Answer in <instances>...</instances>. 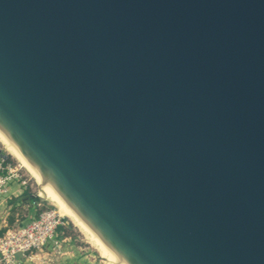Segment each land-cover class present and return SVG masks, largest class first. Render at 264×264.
Listing matches in <instances>:
<instances>
[{
	"label": "water",
	"instance_id": "water-1",
	"mask_svg": "<svg viewBox=\"0 0 264 264\" xmlns=\"http://www.w3.org/2000/svg\"><path fill=\"white\" fill-rule=\"evenodd\" d=\"M0 132L126 264H264V0H0Z\"/></svg>",
	"mask_w": 264,
	"mask_h": 264
},
{
	"label": "built area",
	"instance_id": "built-area-1",
	"mask_svg": "<svg viewBox=\"0 0 264 264\" xmlns=\"http://www.w3.org/2000/svg\"><path fill=\"white\" fill-rule=\"evenodd\" d=\"M16 183L21 188L22 194H13L7 200L2 201L6 216L13 207L17 205V199H21L26 191V180L18 173V169L9 168L7 159L0 158V197L8 193V185ZM34 208V206L32 207ZM37 212L35 219L26 225H20L16 221L15 227L7 228L6 219L0 224V264H45L49 261L50 254L56 252L61 255L62 240L58 243V227L65 224L63 217L59 216L54 210L40 209L35 206ZM0 213V215L2 214ZM50 244L54 246L48 247ZM57 248V251H56ZM47 249L48 251H45Z\"/></svg>",
	"mask_w": 264,
	"mask_h": 264
},
{
	"label": "rangeland",
	"instance_id": "rangeland-1",
	"mask_svg": "<svg viewBox=\"0 0 264 264\" xmlns=\"http://www.w3.org/2000/svg\"><path fill=\"white\" fill-rule=\"evenodd\" d=\"M1 146L2 145L0 143V148ZM1 149L2 152L8 156V167L18 169V173L21 174L27 181L25 184V190L31 195H37L38 187L35 184L34 180L26 173L23 168L19 166L18 162L14 160L8 152H6L3 148ZM15 193L16 195H19L22 194V191L18 184L12 182L8 185V193L0 197V213L5 211L2 201L7 200V198ZM16 202H18L17 205L11 209L8 216H6L5 213H2L0 215V224L3 219H6L7 228L15 227L16 221H18L19 224L22 223V225H26L27 223L35 219V206H37L40 211L43 209H50L54 210L56 213L59 212L57 208H55L52 204L41 197H39L38 200L34 202H30L29 200L21 201L20 198L17 199ZM33 206L34 208H32ZM63 218L68 224L64 229L62 235H60V233L58 234L60 236L59 238L66 239L60 246V252L65 256L58 255L56 252L51 253V251L45 249V251L50 252V254L52 255L49 257V261H46L45 264H81L82 262L86 263V260H82V258H85L86 256L88 259L94 260L95 264H105V261L101 259L98 250L86 241L83 234L73 226V224L67 217ZM58 243L60 242L58 241Z\"/></svg>",
	"mask_w": 264,
	"mask_h": 264
},
{
	"label": "bare ground",
	"instance_id": "bare-ground-1",
	"mask_svg": "<svg viewBox=\"0 0 264 264\" xmlns=\"http://www.w3.org/2000/svg\"><path fill=\"white\" fill-rule=\"evenodd\" d=\"M1 148L8 152L14 160H16L21 168L34 180L38 187V196L48 201L55 208L58 209V215L67 217L78 231L85 237L86 241L93 245L99 252L101 259L105 264H126L123 259L117 255L105 241L101 239L97 233L90 228L77 213L70 207V205L63 199V197L55 190L54 187L45 184L44 180L36 173L32 166L26 159L13 147V145L0 132Z\"/></svg>",
	"mask_w": 264,
	"mask_h": 264
},
{
	"label": "trees",
	"instance_id": "trees-1",
	"mask_svg": "<svg viewBox=\"0 0 264 264\" xmlns=\"http://www.w3.org/2000/svg\"><path fill=\"white\" fill-rule=\"evenodd\" d=\"M21 201H24V200H29L30 202H34V201H37L38 198L36 197H32L31 194H29L27 191H25L20 199ZM11 222V221H10ZM68 223H66L65 221V224L62 226V227H58L57 229V233H63L64 229L66 228ZM22 225V223L20 224ZM4 232V229L1 230L0 234Z\"/></svg>",
	"mask_w": 264,
	"mask_h": 264
},
{
	"label": "crops",
	"instance_id": "crops-1",
	"mask_svg": "<svg viewBox=\"0 0 264 264\" xmlns=\"http://www.w3.org/2000/svg\"><path fill=\"white\" fill-rule=\"evenodd\" d=\"M35 210V209H34ZM36 212V211H35ZM36 214H37V212H36ZM60 235H62V233H60ZM60 236H58L57 237V241H60V240H62V238H59ZM66 239H63V241H62V243L65 241ZM52 246H54L53 244H50L49 245V248L50 247H52ZM61 256H65L64 254H61ZM82 260H86V263H81V264H95V262H94V260H92V259H88L87 258V256L85 257V258H82Z\"/></svg>",
	"mask_w": 264,
	"mask_h": 264
}]
</instances>
